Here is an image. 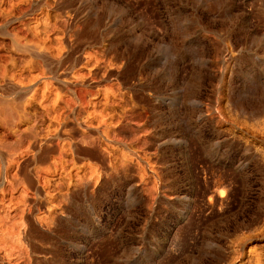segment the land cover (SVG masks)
I'll use <instances>...</instances> for the list:
<instances>
[{
    "label": "rangeland",
    "instance_id": "1",
    "mask_svg": "<svg viewBox=\"0 0 264 264\" xmlns=\"http://www.w3.org/2000/svg\"><path fill=\"white\" fill-rule=\"evenodd\" d=\"M0 264H264V0H0Z\"/></svg>",
    "mask_w": 264,
    "mask_h": 264
}]
</instances>
